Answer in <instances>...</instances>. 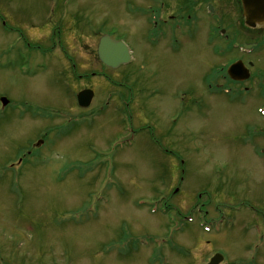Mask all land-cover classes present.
I'll return each instance as SVG.
<instances>
[{
	"label": "rangeland",
	"instance_id": "374dc122",
	"mask_svg": "<svg viewBox=\"0 0 264 264\" xmlns=\"http://www.w3.org/2000/svg\"><path fill=\"white\" fill-rule=\"evenodd\" d=\"M154 3L63 0V60L83 58L90 75L101 66L100 35L124 40L131 75L107 89L120 102L137 97L139 114L146 78L144 116L162 131L177 125L174 142L158 129L156 142L145 136L135 113L130 124L113 110L84 117L75 96L86 82L62 78L51 59L61 56L57 43L30 36L54 1L0 0V98L11 100L0 110V264H207L215 252L230 264H264V116L254 100L209 85L197 93L205 62L214 75L221 59L211 62L206 39L161 53L150 45L156 13L144 12Z\"/></svg>",
	"mask_w": 264,
	"mask_h": 264
},
{
	"label": "flooded vegetation",
	"instance_id": "af4514ba",
	"mask_svg": "<svg viewBox=\"0 0 264 264\" xmlns=\"http://www.w3.org/2000/svg\"><path fill=\"white\" fill-rule=\"evenodd\" d=\"M142 1L147 2V0ZM152 3L155 4V9L151 8L152 5L146 6L144 13H156V31H154L156 33L151 35L152 39L156 38V42L152 41L149 44L157 46L156 48L159 49L160 53L165 51L167 47L178 51L180 46L175 44L181 43L182 40L199 44L204 38L206 39V45L200 44V46L205 48L204 51L211 58V62L216 56L221 58L216 64L213 63V67H215L214 75L208 72L205 62L204 78L198 84L197 93L204 95L209 92L207 90L209 85V89L213 91L209 93L224 96L228 92L227 96L231 99L242 100L243 102L254 100L253 106L256 108L264 105V28H250L244 25L241 0H152ZM55 4L60 7V13H62L60 17H57L59 20L54 21L52 26L60 36L57 45L61 49V56H59L61 66L59 69L63 78V0H57ZM212 18L216 21L214 25L208 21ZM49 36L50 32L44 31L43 39H48ZM145 38L148 41L147 36ZM52 44L55 45V41H52ZM214 46L215 50L213 49ZM82 60L83 58L79 61L75 60L70 66L67 63L70 71H82L84 69L82 68ZM232 65H234V68L231 70ZM114 72V75L100 72L97 78L101 79V84H95L94 86L86 84L81 88H93L95 92L93 98L96 102L101 98L99 106L102 109L105 103L107 108L114 111L123 107L125 112H129L131 100L120 102L117 98V92L107 89V83L115 84L121 73L126 71ZM92 75H97V73H92ZM129 75H131L130 72L124 75L123 79L127 80ZM79 77H83V74H79ZM141 80L143 84L139 91L140 96L143 97L150 94V91H148L147 86H143L146 78L141 77ZM131 91L132 88H128V92L131 93ZM123 92L126 93L125 90ZM156 93L155 91L154 94ZM61 99H63V95ZM104 99H106V102H103ZM191 99L195 103L194 98L188 92L187 102L189 103ZM145 104L146 102L141 100V107H146ZM62 109L63 103L61 104ZM146 119L152 123L154 130L158 128L162 132L156 120L151 121L148 118L141 121L142 129L148 130ZM175 126L177 125L174 124ZM171 128L173 127L166 128V137L174 134V130L172 132L168 131ZM152 138L155 142L157 141L156 136H152Z\"/></svg>",
	"mask_w": 264,
	"mask_h": 264
},
{
	"label": "water",
	"instance_id": "95a60500",
	"mask_svg": "<svg viewBox=\"0 0 264 264\" xmlns=\"http://www.w3.org/2000/svg\"><path fill=\"white\" fill-rule=\"evenodd\" d=\"M246 23L250 26L264 24V0H243ZM99 57L108 66L117 67L128 63L131 60L128 48L124 43L104 35L99 44ZM91 96L89 91L79 94V101L82 105L89 104ZM223 260L221 254H216L209 264H219Z\"/></svg>",
	"mask_w": 264,
	"mask_h": 264
}]
</instances>
